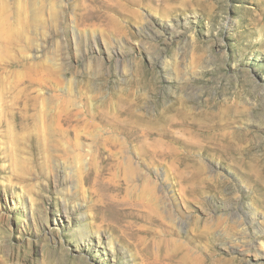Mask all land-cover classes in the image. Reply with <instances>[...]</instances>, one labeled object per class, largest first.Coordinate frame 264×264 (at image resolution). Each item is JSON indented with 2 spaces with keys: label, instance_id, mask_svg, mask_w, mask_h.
<instances>
[{
  "label": "rangeland",
  "instance_id": "rangeland-1",
  "mask_svg": "<svg viewBox=\"0 0 264 264\" xmlns=\"http://www.w3.org/2000/svg\"><path fill=\"white\" fill-rule=\"evenodd\" d=\"M261 244L264 0H0V264Z\"/></svg>",
  "mask_w": 264,
  "mask_h": 264
},
{
  "label": "bare ground",
  "instance_id": "bare-ground-1",
  "mask_svg": "<svg viewBox=\"0 0 264 264\" xmlns=\"http://www.w3.org/2000/svg\"><path fill=\"white\" fill-rule=\"evenodd\" d=\"M154 148H156V147H154ZM161 150H162L161 147H159V149H155V150L148 151V158H152L153 159V162L163 159L164 154H162V151ZM260 247L262 249H264L263 246H262V244H261Z\"/></svg>",
  "mask_w": 264,
  "mask_h": 264
}]
</instances>
